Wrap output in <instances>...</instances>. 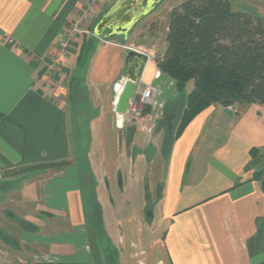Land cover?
Wrapping results in <instances>:
<instances>
[{
    "label": "crops",
    "instance_id": "crops-1",
    "mask_svg": "<svg viewBox=\"0 0 264 264\" xmlns=\"http://www.w3.org/2000/svg\"><path fill=\"white\" fill-rule=\"evenodd\" d=\"M164 1L98 3L91 17L97 42L91 52L88 80L100 86L103 95L107 96L111 83L127 77L126 45L164 53L168 27L165 24L159 30L154 23L162 10L169 12L173 7L164 6ZM84 3L0 0V239L5 242L6 233H10L30 251L46 252L67 262L92 260L85 250L81 170L73 159L72 101H67V91L56 82L58 77L50 68L58 69L79 49L75 42L67 57L59 55V42ZM160 31L162 46L158 48ZM150 84L159 87L160 103L152 107L148 125L160 135L165 132L164 120L172 122L183 109L166 115L171 104L179 99L184 104V94L193 85L188 83L186 92L180 93L175 79L159 69L155 54L145 60L138 79L139 90ZM105 106L100 110L105 116L100 123L97 160L104 176L100 183L107 184L97 188L98 193L107 192L113 199L108 213L113 218L115 260L119 264H148V259L140 258L147 245L126 240L122 220L113 208L117 193L123 196L129 191L126 206L138 197L145 200V194L138 187H121L118 179L113 183L121 128L115 127ZM115 112L113 107L112 114ZM252 148L264 156L262 103H213L189 122L167 149L162 198L155 204L159 223L165 225L162 237L155 242L161 255L156 257L152 251L155 258L150 264H264V177H254ZM22 221L30 222L36 230H21ZM152 222L143 223L146 231L153 230ZM128 224L129 230H140L143 225L136 218Z\"/></svg>",
    "mask_w": 264,
    "mask_h": 264
},
{
    "label": "rangeland",
    "instance_id": "rangeland-1",
    "mask_svg": "<svg viewBox=\"0 0 264 264\" xmlns=\"http://www.w3.org/2000/svg\"><path fill=\"white\" fill-rule=\"evenodd\" d=\"M86 1L87 0H85V2ZM182 1L184 0H165L163 4L164 6L170 7L177 5ZM230 1L234 10L240 9L250 12H257L264 16V0ZM167 16V9L162 10L158 16V20L154 21V23L157 24V27H160L159 30H161L163 26L167 24ZM86 29V33L75 36H79L76 41L75 37L69 41V45L63 52V55H66V53L68 54L71 45H73L75 42H77L79 49L69 55L67 61H65V63L58 69H56V67L53 65L50 68L51 73L54 74V77H58V79H55L56 82H58L65 89V91H67V101L69 103L70 100L72 101L71 134L73 159H75L77 164H79V168L81 170L79 182L81 185V192L84 196L86 208L85 225L87 229V246H85V250L87 254H91V258L88 260H92V262H95V264H119L116 261L117 257L113 251V231H111L110 227V219L113 218L109 215V213L113 199L106 195L107 192L98 193L97 188L99 184H107L106 182L100 183V180L103 181L104 176L100 172V166L102 164H99V161L97 160L99 158L98 152L100 150L99 145L101 138L100 123L102 122V117L105 116L100 115V110L101 106H105L106 102L108 105H106L104 109L106 108L107 111L110 112L111 115H109V117H111L113 123H115V127L120 126L121 128H119V134H121V149L118 155L117 169L116 171L113 169V172L117 178H113V183L116 179H118L121 187L125 189L138 187L140 188V193L145 194V200H143V197H138L135 202H131L126 206L125 201L130 196L129 191L126 190L125 193L127 194L125 195L124 193L123 196L118 195L117 193L113 197L115 202L113 208L117 212V218L122 220V233L126 240L130 241V239H134L140 243L139 245L141 247L144 244L147 245L144 246L145 253H141L140 258L148 259L147 262L150 264L151 262H154L155 258H153L152 251L155 250L156 257L161 255V253L156 248L155 242L162 237L163 232L161 230H163L162 227H165V225L159 223V218L156 215L155 204L158 203L162 198L163 178L167 161V149L169 147L168 145L170 143V139H172L174 133L176 132L179 122V115L181 112L176 114L177 117L172 122L169 121L168 118L164 120L165 132L164 134L160 135L156 134V128L145 132L148 129L147 124L144 126L146 127V130H144L143 126H140L139 122H136L130 113L126 112L124 114H120L116 111V115H113V107L115 109L116 98L118 94L115 90V84L122 78L110 84L107 96L103 95V89L100 86L93 85L89 82L88 74L90 70V61L92 55L91 52L94 46L93 40L89 38V35L94 37L92 35L94 31V24L92 23L91 18L86 24ZM84 38L86 44L83 50V55L80 56ZM161 42L162 34L160 31V36L156 41L158 48L162 46ZM126 46H130V44ZM159 53L160 52L157 50L147 53L150 55L143 53L141 54L147 59L149 56L154 54L156 58ZM189 85H193L192 82H190ZM157 97L154 104L160 103L158 102L159 99H157ZM179 100L171 104L172 107L169 110L170 114L166 113V115H175V112H177L178 109L183 108L184 104L181 102V100L179 102ZM173 109L175 111H173ZM159 118L157 119L158 121ZM151 122H149V124ZM131 125H136V132L132 141L128 142L126 137L128 128ZM91 165L94 166L95 171ZM250 165L252 166L253 171H264V156L259 154L257 157L253 158ZM144 204L145 206H142ZM152 212L154 214L153 217H151ZM22 215V217L25 216L24 213H22ZM150 217L151 220H154L153 222L151 220L149 221ZM131 218L139 219V221L141 220V224L152 222V224H154V226H152L153 230L149 229L146 231V224H143L140 230H129L130 225L128 223L129 219L131 220ZM130 222L132 223V221ZM20 229L33 231L36 230L33 229V226L31 227V224L28 221H22ZM11 235L12 234L10 233H6L7 237L5 238V242L0 239V264H21L23 261H61L56 255H51L46 252L41 253L32 251V249L30 251V248H25V246L20 245L19 240ZM1 236L2 234L0 233V238ZM75 260H83V258H76Z\"/></svg>",
    "mask_w": 264,
    "mask_h": 264
},
{
    "label": "trees",
    "instance_id": "trees-1",
    "mask_svg": "<svg viewBox=\"0 0 264 264\" xmlns=\"http://www.w3.org/2000/svg\"><path fill=\"white\" fill-rule=\"evenodd\" d=\"M167 27V45L164 53L156 57L157 65L175 79L180 93L186 92L188 83L193 84L192 90L184 94V106L168 148L189 122L213 103L264 104V16L234 10L230 0H184L168 12ZM89 38L94 42V49L97 40ZM85 44L84 38L80 56ZM135 132L136 125H131L126 137L128 142ZM251 153L253 158L259 155L256 148ZM254 177L263 178L264 171H255ZM21 264L95 262L53 260Z\"/></svg>",
    "mask_w": 264,
    "mask_h": 264
},
{
    "label": "built area",
    "instance_id": "built-area-1",
    "mask_svg": "<svg viewBox=\"0 0 264 264\" xmlns=\"http://www.w3.org/2000/svg\"><path fill=\"white\" fill-rule=\"evenodd\" d=\"M100 0H87L80 13L76 17L75 21L71 23L69 28L65 31L64 36L61 38L59 43V55H63V52L66 50L69 45V41L73 39L76 35L86 33V24L90 20L93 14L96 13V6ZM128 49L147 54L151 53V50H146L142 46H126ZM150 55V54H147ZM150 57V56H149ZM127 81V78H122L119 82L115 84V90L117 91V98L121 91L123 90L124 84ZM160 94V89L157 85L150 84L145 87L143 90L139 88L135 89L132 97L130 98L127 105V113H130L131 116L139 124L146 125L147 131L153 129L152 125H148L152 121V107L155 105L156 97ZM116 98V101H117ZM150 108V111L147 110Z\"/></svg>",
    "mask_w": 264,
    "mask_h": 264
},
{
    "label": "water",
    "instance_id": "water-1",
    "mask_svg": "<svg viewBox=\"0 0 264 264\" xmlns=\"http://www.w3.org/2000/svg\"><path fill=\"white\" fill-rule=\"evenodd\" d=\"M145 60L146 57H144L141 53L136 52L134 50H128L126 55V65L128 66V79L124 84L123 90L117 98L115 107V110L120 114H124L127 112L128 102L132 97L135 89L137 88L138 79L141 75ZM131 61L138 62V66H133Z\"/></svg>",
    "mask_w": 264,
    "mask_h": 264
},
{
    "label": "bare ground",
    "instance_id": "bare-ground-1",
    "mask_svg": "<svg viewBox=\"0 0 264 264\" xmlns=\"http://www.w3.org/2000/svg\"><path fill=\"white\" fill-rule=\"evenodd\" d=\"M126 7V6H125ZM122 16V15H121ZM113 19V18H112ZM118 21V20H117ZM122 27V26H121ZM121 119V118H120Z\"/></svg>",
    "mask_w": 264,
    "mask_h": 264
}]
</instances>
